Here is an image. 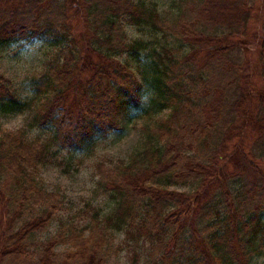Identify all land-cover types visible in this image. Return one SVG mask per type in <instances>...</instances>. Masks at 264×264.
I'll return each mask as SVG.
<instances>
[{"label": "trees", "instance_id": "16d2710c", "mask_svg": "<svg viewBox=\"0 0 264 264\" xmlns=\"http://www.w3.org/2000/svg\"><path fill=\"white\" fill-rule=\"evenodd\" d=\"M257 1L179 0L163 16L141 0H0V49L42 42L55 52L29 99L0 75V114L32 110L26 128L50 135L0 131V188L24 207L42 194L37 178L53 147L88 155L130 122L141 135L127 160L95 165L112 208L81 225L59 220L34 264H107L119 236L130 264L139 252L143 264L264 260V37L254 64L263 87L249 83L240 55ZM126 25L174 46L130 40ZM142 58L139 74L129 59ZM48 202L16 231L0 229V262L22 256L49 226L56 205Z\"/></svg>", "mask_w": 264, "mask_h": 264}, {"label": "rangeland", "instance_id": "374dc122", "mask_svg": "<svg viewBox=\"0 0 264 264\" xmlns=\"http://www.w3.org/2000/svg\"><path fill=\"white\" fill-rule=\"evenodd\" d=\"M141 1L155 4L157 10L163 16H169L176 12V5L179 2V0ZM252 17L248 25V36L243 41L244 45L240 48L241 63L244 68V76L250 81L248 82L254 86L256 85L257 88H261L263 85L257 78L254 64L258 51L256 47L261 38L264 37V0L256 2ZM124 32L130 40L143 39L153 43L154 47L158 45L166 48L174 46L171 40L162 39L160 36H157L156 41H154L152 34L148 30L140 31L126 25L124 26ZM257 39L258 42L256 41ZM156 50L159 51V48L157 47ZM54 57V50L42 42L0 49V75L9 80L12 91L19 99H29L33 95L31 90L33 81L47 69L49 62ZM145 59L142 58V63L129 59V64L136 72L139 71L140 74ZM120 60L125 61L126 57H121ZM138 77L140 78V75ZM32 115V110L21 114H0V131L15 132L22 128L25 130L28 140L49 138V134L37 129L26 128ZM138 127V122L125 124L120 133L112 135L88 155H70L53 147V155L49 163L40 168L37 178L38 187L42 190V194L38 195L34 192L32 194L33 200L32 197L27 199L29 202L24 207H22L24 198L20 194L13 195L14 192L9 187L8 190L6 189L8 193L0 188L3 190L4 199L8 203L5 202V205L0 203V229L5 230V233L16 231L23 221L35 215L38 210L37 206H46V201H49L47 205H56L54 219L47 228L32 236L23 255L17 259H13L11 256L7 257L0 264H34L40 252L41 242L56 234L59 228V220L63 222L73 221L75 225H81L88 220L87 216L93 211H97L101 215L107 213L112 208V204L97 188L98 176L95 171V165L99 162H104L108 165L114 164L119 160H127L128 156L140 147L141 135ZM8 183L9 185L6 184V186H13L12 181ZM173 189L177 191L185 190L179 187ZM32 201L36 205L33 208H29L28 205ZM14 209L18 210L17 214L19 213L16 217H13ZM120 243L121 236L116 237L112 248L114 255L107 264H130V253L124 249L119 250L118 246ZM66 250V246L56 247V261L58 263ZM139 254L140 260H138V264H143V261H141L142 252H139ZM254 264H264V260L258 259Z\"/></svg>", "mask_w": 264, "mask_h": 264}]
</instances>
